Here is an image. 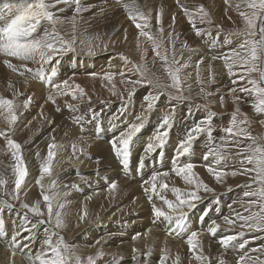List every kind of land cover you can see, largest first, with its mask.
I'll use <instances>...</instances> for the list:
<instances>
[{
    "label": "snow or ice",
    "instance_id": "obj_1",
    "mask_svg": "<svg viewBox=\"0 0 264 264\" xmlns=\"http://www.w3.org/2000/svg\"><path fill=\"white\" fill-rule=\"evenodd\" d=\"M104 3L107 4V0H104ZM116 3L125 10L128 18L138 30L136 40L137 50L141 53L140 62L137 63L122 53L123 68L118 71H105L102 74L91 72L90 76L93 78L99 76L110 85L109 91L113 96L118 95L117 77L124 85L132 84L134 87L148 85L154 89L143 97L141 111L135 119L127 125L124 131L109 141L112 152L119 159L122 169L130 171L133 152L136 148L135 141L146 128L161 96H167L170 102H183L189 99L183 94L181 76L182 69H186L189 65L181 62V59L177 57L176 40L179 34L175 32V14L171 17L172 23L165 36L163 6L158 9L153 18L152 10L149 9L146 13L139 0H116ZM176 3L182 8L184 16L197 37L208 38L213 46L228 47V51L211 57V60L219 59L224 62L229 75L235 77L232 80L233 85H236L238 81L244 82L238 91L245 94L246 100L251 98L250 104L255 114L264 116V0H241V3L235 7L243 20V27L225 31L222 25H215V34L210 27L214 22L203 4L189 7L181 0H176ZM225 3L227 4L228 0H225ZM241 6L244 10H241ZM93 7V5L86 4L85 0H20L15 13L0 21V56L5 57L3 64L21 77H26L27 74L32 80L46 82L51 91L45 103L50 101L56 104L57 97H71V100L76 103L65 101L66 107L75 112L79 110L82 102L91 101L92 97L88 95L83 86L75 82L74 78L64 79L60 83H55V79L58 78L62 62L69 53L79 52L91 56L95 54L97 48L107 49L108 44L101 40L99 34L90 35L87 29L83 33L79 30L78 25L82 14ZM66 10H70L72 15L65 16ZM105 11V7H100L99 12L94 15H102ZM153 19H155L157 32L152 30ZM198 24L209 27L198 26ZM236 38L242 42L237 47H231ZM125 40H127L126 30ZM145 44L151 47L154 54L153 66L157 60L162 63L168 83L163 82L160 77L150 71L147 62L148 47H145ZM188 47L187 41L181 45L182 49ZM13 60L17 62L14 63ZM203 63L204 57L201 56L196 62L197 79L201 84L203 81L200 80L199 68ZM234 67H239L240 71H234ZM133 76L137 78L133 80ZM24 82L28 83V79L26 78ZM8 87L13 89L11 97L0 94V121L5 125V127H0V138H3L5 142L4 147L0 148V153L10 155L13 163L0 172V231H6L9 228L4 215L8 208L15 209L18 202L20 208L24 210L20 214L23 217L22 223L16 225L14 235L11 236L12 257H15V249L19 246L21 249H29L25 253L27 264H98V260L106 255L101 245L102 241L107 242L105 237L98 238L92 245V247L101 245L95 255L83 257L77 246L70 244L61 232L67 227L66 208L70 204L68 200L70 193L62 191L61 188L79 186L76 184L61 186L53 176V162L60 148L55 136L51 137L45 157L41 158L39 152L35 154L39 160L38 178L35 184L39 186V195L42 199H37L31 204L21 199L22 195H27L29 187L27 179L30 177V169L26 162L24 145L13 137L18 121L23 112L32 104L33 97L29 95L21 103L18 97L22 93L11 81ZM203 91L204 89L201 88V92ZM236 93V87L229 89L233 102L238 104L242 98ZM120 95L122 103L117 112L109 117V123L118 118L117 113L122 116L128 111L134 90L128 92L127 102L124 101L123 94L120 93ZM207 95L211 96L212 93H207ZM220 102L224 103L223 95L220 96ZM101 103L110 107L109 101H101ZM201 107L205 115L182 129L177 143L172 148L169 170L153 171L147 179L143 180L142 187L151 203L152 222L163 223L169 236L186 238L189 252L199 264H212L210 257L204 253L202 233L199 230L190 229L192 223L190 214L205 199L201 193L216 192L215 188L200 177L199 172L196 171L197 164L191 159L195 154L196 142L203 138L202 160L205 162L203 166L218 183H222L229 175L249 177V182L244 187L251 190L243 192V196L248 198L246 201L248 214L242 215L236 212L234 216L225 215L222 218L224 225L227 226L226 231L234 229L238 222L242 230L233 235H220L218 240L224 250L231 247L244 249L249 243L247 239H244L242 243H234L246 235L244 230L264 232V135H253L247 113H242L240 107L237 106L230 114L229 124L220 129L222 134L217 137L214 135L213 122L218 113L213 111L207 103L197 105L198 109ZM105 111V107L98 111L89 108L84 114L75 115L72 119L81 127L85 123H94L97 130H103L102 117ZM188 111L191 114L192 110ZM175 113L176 107L173 104L171 109L160 118L153 134L140 147L137 156L138 171L142 172L154 156L161 158L162 162L165 149L170 142L171 131L175 127ZM260 123L264 124V120H260ZM84 151L83 146L73 143L72 156L68 159H78L77 153L84 154ZM230 156L242 157L240 160L242 167L228 171L225 165L228 164ZM9 168L10 174L5 175ZM173 174L182 179L185 187L168 182ZM45 177L51 178L47 185L43 183ZM81 179L84 178L81 177ZM108 187L110 192L115 190L117 182L112 181ZM167 193H171L172 198H169ZM157 200L159 203L156 202ZM229 207L231 208V205ZM253 208L256 210H252ZM211 211L212 208H205L196 218V222H203ZM88 215L85 208L80 214V222H83ZM221 228L220 223L211 220L207 232L212 237H216ZM148 232H151V229H148ZM140 236V233H136L133 240H138ZM20 240L26 243L20 244ZM132 251L134 253L132 259L137 264L141 257L145 258L144 264H148L147 258L152 255L151 247L143 253L135 247ZM253 251L264 252V245ZM123 259L122 256L117 257L113 254L108 264H121ZM180 262L179 254L172 258L167 247L161 249L158 264H180ZM10 264H14V261ZM217 264H226L223 255L218 259ZM237 264H253V258L245 253L238 257ZM260 264H264V261H260Z\"/></svg>",
    "mask_w": 264,
    "mask_h": 264
},
{
    "label": "rangeland",
    "instance_id": "obj_2",
    "mask_svg": "<svg viewBox=\"0 0 264 264\" xmlns=\"http://www.w3.org/2000/svg\"><path fill=\"white\" fill-rule=\"evenodd\" d=\"M200 1L201 3H197L194 5L198 6L200 4H203L205 8L209 11L210 16L214 22L213 25L210 26L214 34L216 32L215 25H222L225 31L243 27V20L239 16V12L237 11V9H234L235 4L233 5V1L241 3V0H232L229 8L224 7L223 0H211L210 5L206 4V0H200ZM4 2L6 8H11L15 10L20 0H4ZM164 2L165 4L162 5L164 8L163 19H164L165 36H167V32L169 31V25L172 23V22L168 23V21L171 20L173 14H176L175 7H178L180 9L181 7L177 5L176 2L172 3V1H170L169 3H167V1L163 0V3ZM139 3L143 6V10L147 13L148 10H145L144 7L146 6L147 3H151V1L139 0ZM86 4L93 5L94 7L91 10H95V11H99L100 6L98 5H102V7H105V9L106 10L108 9L109 10L108 12L111 13L112 15L111 19L117 21L118 23L116 24L117 26L111 27L109 29V32H107L108 33L107 38H105L103 35L100 36L101 40L104 43L108 44L107 49L97 48L95 54L91 56L79 52L76 54L69 53L68 57H66L62 62L59 73L63 74V72L67 67L68 70L76 67V70L74 69L75 72L72 70L75 75L71 78H74L76 83L83 86L88 92V95L92 97L90 102L89 101L82 102V105L79 108V110L75 112L66 107L65 101L71 103H76V101L75 102L72 101L70 97H57V102L55 105L60 106L62 108L63 114L70 115L69 118L71 119V122L68 123L67 118L64 119L65 117H63L62 119H60V122L63 124V121H65L64 125H66V129L68 127L67 129L68 131H69V126L72 125L73 129L71 131L69 132L67 131L65 134H61V136L60 135L55 136L53 133L46 134V132H44V126L43 128L41 127L40 129H37V127L35 126H28L29 127L28 128L26 127L25 122H20V123L18 122V126L16 127L15 135L13 138L16 139L18 142H20L22 145H24V154H25L26 162L28 163L30 169V177L27 179V183H29L31 179H33V182H35V180L38 178L39 160L36 158L35 154L39 152L41 158L45 157L47 155V146L51 142V137L55 136L56 142L58 145H60V148L58 150L57 157L53 162L54 171L58 170L57 168L59 165L61 166L58 171H55L53 176L57 177L60 180V181L58 180V183L61 186L71 185V184H76L79 186L77 188H65V187L61 188L62 191H68L70 193V195L68 196V200L70 202L71 200L69 197L71 196L80 198L75 206L68 205V207L71 208L70 210L68 209V207L66 208L67 227L62 229L61 232L70 244H75L77 246L78 251L83 257H87L88 255H95L102 245L103 251L106 253V255L100 260H98V264H108V261L111 259L113 254L117 257L122 256L124 258L121 264H127V263L137 264V262L132 259L134 255L132 251L133 248L134 247L138 248L140 249L141 253H143L144 251H147L148 247H151L152 255L151 257L147 258L148 264H153V263L158 264V258L161 255V249H163V247H167L170 251V255L172 258H174L176 254L180 255L181 257L180 264H187V263L199 264L198 261H196L193 257H191V253L189 254V251H187L188 246L186 243H183L184 241H186V238L182 239L181 237L175 235L169 236L166 233V226L163 223L152 222L153 217L152 214H150L151 203H149V200L147 199V196L143 191L142 182L144 179H147L150 173H152L153 171L169 170V157L171 156L170 154H172V148L177 143L178 138L181 135L182 129L198 121L203 115H205L204 109L202 107L198 109L197 105H203L207 103L213 111L218 113L217 117L214 119L213 122V127L215 129L214 135H216L217 137L222 134L220 132V129L229 124L231 119L230 114L235 110L237 106L240 107L242 113H247L250 121V129L253 135H264V124L260 123V120H264V116L255 114L250 104L251 98H247L246 100L245 94L240 93L238 91L239 87H241L244 82L238 81L236 85H233L232 80L235 79V77L230 76L227 71V68L225 66H222L223 61L219 59L211 60V57L218 56V53H220L219 55H221L223 52H226V49L228 47L222 45L213 46L211 45L208 38L197 37L194 34V30L191 28L189 22L187 21V18L183 16V18H185V23H182V19H181L182 16L178 17L179 20L178 21L176 20V24H175V32L179 34V38L176 40L177 57L181 59V62H186L189 65L186 69H182L181 71L183 87H184L183 94L189 97V99L183 102H176V101L170 102L167 96H161L158 104L156 105L155 110L151 114L150 120L148 121L146 128L139 134L137 140L135 141L136 148L133 152L131 170L130 171L123 170L120 165L119 159L116 158L112 152L109 141L114 136L124 131L127 125L135 119V116L139 114L141 111L143 97L148 92L154 91V89H152L148 85H136L135 87L132 84L124 85L120 83V78L117 77L116 90L118 92V95L113 96L109 91L110 85L104 82L99 76L97 78H93L90 76L89 73L94 72L95 70L96 73L98 74H102L103 72L109 70L118 71V69L114 68L110 64H109L110 66L108 64H105L106 62H104V58H103L105 57V55L108 56L117 55L120 59H122L121 54L123 53L127 55L131 60L139 63L141 59V53L137 50L136 37L138 35V30L135 28V25L131 22V20L127 18L128 16L125 10L116 3V0H107V4L104 3V0H91L90 2H86ZM0 7H4V6H0ZM159 8L152 9L153 18L155 17L156 12L158 11ZM241 10H244L243 6H241ZM69 11L70 10H67L69 16H71L72 12ZM229 17H231V19H229ZM177 23L180 24L177 25ZM88 25H90V23L89 24L85 23L83 24V27ZM153 25H154L152 29L153 32H157V28L155 27V19H153ZM180 26L181 29H179ZM198 26L209 27L208 25H199V24ZM85 29L86 28H82V29L80 28L79 30L82 33ZM125 30L127 32V40H125ZM184 41H187L189 45L187 49L181 48V45ZM240 42L242 41L239 38H236L234 41V43L237 44ZM144 46L148 47L147 62L150 71L154 73L156 76L160 77V79L163 82L168 83L169 81L167 79L165 69L162 67V63L159 60H157L156 64L153 66L152 58L154 54L152 52V49L147 44H145ZM199 52L204 53V63L201 64L199 68L200 80L203 81L202 84L197 79V68L195 63L201 57V56H197ZM4 59L5 57L2 56L0 61L1 63L0 77L2 80L5 81V83H9V81H12L11 76L8 72L10 71V69H8L3 64L2 60ZM82 59H92V60L91 61L89 60V65H87V63L85 64L80 62ZM13 62L15 63L17 61L13 60ZM207 62H210V64H208ZM219 65H220L219 68L214 67ZM233 70L236 72L240 71L239 67H234ZM77 71H79V73ZM77 73L80 76H77ZM27 77L28 76L26 74V77H21V78L26 79ZM136 78H137L136 76L132 77L133 80H135ZM24 81L25 80H23L21 83V85L23 84L24 86H26L23 90L22 88H20L21 85L19 83L16 84L14 81L13 85L15 86L16 89L17 88L18 90L21 89L19 90V92L22 93L23 98L25 95L24 99L27 98V95L28 96L31 95L32 97L34 96L32 102L35 101L39 105L45 106V101H43L45 97L43 96L41 90H39L41 88L36 86L37 81L31 80L32 83H25ZM189 85L191 86L190 88L188 87ZM232 87L237 88L236 95H239L242 98V100L238 104L233 102L232 95L229 94V89ZM201 88L204 89L203 92H201ZM132 90H134V95L131 98V103L129 104L128 111L122 116L117 113L118 118L113 119L112 122L109 123V117L112 115V113L117 112V109L120 107L122 103L120 93L123 94L124 101L127 102L128 92ZM48 91L49 90H47V93ZM207 93H212V95L208 96ZM35 94H39V96L37 95L36 97ZM221 95L224 96L223 104H221L220 102ZM40 96L41 98H38ZM101 101H109L110 107H106L104 104L101 103ZM173 104H175L176 107L175 127L171 131L170 142L165 149V156L163 157L162 162H161V158L154 156L151 159V162L146 164V167L142 172L138 171L137 156L139 154L140 147L148 139V137L151 134H153L154 129L156 128V126L160 121V118L171 109ZM102 107L106 108L105 114L102 117L103 130H97L94 123L93 124L85 123L83 127H81L80 125H77L73 122L72 119L73 116L84 114L89 110V108L98 111ZM189 109L192 110L191 114L188 111ZM44 120L45 119H43L42 121ZM61 129H64V127ZM75 130L76 132H74ZM21 133L22 134L24 133L25 136H27L26 140H23L25 138L21 137L22 136ZM4 143L5 142L3 138H0V148L4 147ZM73 143H76L78 146H83L85 151L84 154L77 153V155L79 156L78 159L73 158L72 160H69L68 158L72 156ZM203 144H204L203 138H201V140H198L196 142L195 154L191 159L194 163L197 164L196 171L199 172L200 177L211 187L215 188L216 192L201 193L205 197L204 201L200 203L197 209H195L190 214V218L192 220V223L190 224V229L200 230L202 235L204 234L203 236L201 235V240L204 239L205 237L213 238L211 234L207 232V227L211 220L219 219L221 221L222 227L227 228L226 225H223L224 223L222 218L223 216L229 214L225 212L221 213L224 206L228 208L227 211L232 210L233 216L236 212H240L241 214L244 213L242 215H247L248 212L246 211L247 208L246 201L248 198H245L243 196V192L251 190L249 188L244 187V185L249 182V177L244 175H237L236 177H232L229 175L224 179L222 183H218L214 179V177L210 173H208L206 168L203 166L205 162L204 161L202 163L199 162V160L202 159ZM104 146H106V148L108 149L109 154H107L106 148H105L106 152L104 151L103 149ZM59 158L62 159L59 160ZM87 158L92 159L90 164L84 163L85 161H88ZM241 159L242 157L240 156H230L228 158V164L225 165L226 169L228 171H231L233 170V168L242 167V165L240 164ZM65 160H67L68 165H64ZM97 160H99V164H97ZM11 163L13 162L11 161L10 155H5L3 153H0V172H3L4 169L7 166H9ZM55 164H57V166H55ZM71 166L74 167L76 170H79L78 168H76V166L84 169L82 171H77L74 174H70V176L64 177L65 178L64 179L62 175L67 173L72 168ZM105 170H109V171H107V175L103 177L104 174L103 171ZM9 174H10V168L8 169V172L5 173V175H9ZM32 175L35 176L32 177ZM81 177H83L84 179H81ZM50 179L51 178L49 177H45L43 183L47 185ZM107 179H109V181ZM112 180L117 182V188L110 192L108 189L109 187L107 186L112 182ZM106 181H108V184L103 186L104 189L98 186L99 183L101 184L102 182H104L105 184ZM168 182L170 184L175 183L177 186L180 187H185L182 179L176 177L174 174L170 176ZM39 193H40V189L38 185H34V186L29 185L27 195L26 196L22 195L21 199L31 204L37 199H42ZM167 195L169 196V198H172L171 193H167ZM88 197H91V199H88ZM139 198L142 199L143 201L139 202L140 201L138 200ZM217 200L219 201L218 205H217ZM230 200H232V203H230L231 202ZM156 202L159 203L158 200ZM227 205H231L232 208L229 209V206L227 207ZM16 206H18V210L20 212L19 216L17 217V220L12 221L10 219V216L8 215L9 211L13 208H8L4 213L5 219L9 223V228L6 231L0 232V237H1L0 264H10V262L13 261L14 264H27L25 253L29 249H21L19 246H17V248L15 249L16 251L15 257H12L11 255L13 251L12 247L10 246L11 236L14 235L15 227H16V226L14 227V224L17 225L22 223L23 217L20 214L24 211L22 208H20L18 202ZM102 206L104 208H101ZM208 207L212 208V212H210L209 215L211 214L212 216L213 215L214 216L218 215V216L210 218L211 220L210 219L207 220V218L209 217L208 216L207 218H205L203 222L197 223L196 218L205 208ZM85 208L87 209L89 215L88 217L85 218L83 222H80L79 220L80 214H82ZM142 210H145L144 213L145 214L147 213L146 214L147 217L145 218L137 217V215L140 214ZM252 210H256V209L253 208ZM233 211L235 212L233 213ZM107 216H109V220L105 221L104 219H106ZM135 218L136 220H134ZM71 222L74 223L73 227H71L70 224ZM143 222L146 224L145 227H147V229H151V233L148 232L147 234L145 233L144 235L143 230L137 231L141 234V236L138 240H134V241H132V239L137 232L130 235V240L134 242L133 244L135 245L133 246V244L129 243L128 245L129 249L127 246L124 247L126 244L125 242H128L126 239H128L129 237V235L127 236L126 233L124 232L122 233V235H117V236L108 235L109 237L107 238L105 237V240L107 241L106 243L102 241L101 245H96L95 247H92L95 240L100 238V235L97 234H99L102 231L108 230L107 233H109V232H114L118 229L123 231L125 230V232H127L130 231V228H133L134 230V228H137V226L138 227L143 226L142 225ZM77 224H79L78 227ZM241 230L242 229H240L238 222L236 227L231 231H228L227 234L233 235ZM244 231L246 232V235L244 237H240L238 241L234 243L235 244L242 243L244 239L248 238L247 240L249 241V243L246 245V247L244 249H239L238 247H232L228 250V252L232 253L233 257L235 258L232 259L235 262H237L238 257L240 255L247 253L249 256L253 258V263L256 260L254 264H260V261H264V252L253 251V250L259 249L261 245H264V232H247V230ZM254 237H259V238H254ZM116 238L123 241L116 242ZM218 240L219 238L216 239L213 244L210 245L207 244V246H204V253L205 255H208L211 260L215 259V254L217 253L215 251H217L218 248H221V246L218 243ZM19 243L23 244L26 243V241L20 240ZM84 245H88L91 247L88 248V246H84ZM108 247L117 248V252H115L114 250L110 254L109 250L107 249ZM126 250H130V251L127 252ZM236 250H238L239 252ZM226 253L227 251L224 252V254ZM251 254H253V256ZM186 255L188 257H186ZM144 260L145 258L141 257L139 264H144ZM228 263L229 262L227 261L226 264ZM212 264H216V262H213Z\"/></svg>",
    "mask_w": 264,
    "mask_h": 264
},
{
    "label": "bare ground",
    "instance_id": "obj_3",
    "mask_svg": "<svg viewBox=\"0 0 264 264\" xmlns=\"http://www.w3.org/2000/svg\"><path fill=\"white\" fill-rule=\"evenodd\" d=\"M91 0H85V3L86 2H90ZM149 1H151V3H147L146 4V6L144 7V9L145 10H149V9H153V8H159V7H161L162 5H164L165 4V2L163 3V0H149ZM165 1H167V3H169L170 1H172V3H174V2H176V0H165ZM181 2L182 3H186L189 7L190 6H192V5H194V4H197V3H201V1L200 0H181ZM231 2H232V0H228V3L226 4L225 3V0H223V4H224V7L225 8H229L230 7V5H231ZM94 3V2H93ZM14 4H16V3H14ZM206 4H208V5H210L211 4V0H206ZM235 4V5H234ZM237 4H240V3H238V2H236V1H233V5L234 6H236ZM0 6H4V7H0V21H3V20H5L6 18H8V17H11L14 13H15V11L17 10V8H18V6H19V3L17 4V8L15 9V10H13V9H11V8H6L5 7V2H4V0H0ZM98 6H100V7H102V5H98ZM234 9H236V7H234ZM109 10L107 9L105 12H104V14H102V15H94V13H98L99 11H95V10H90V11H87V12H84L83 14H82V16H81V18H80V23H79V25H78V27H79V29L81 28H86L88 31H90V32H88V34H90V35H92V34H99V36H104L105 38H107L108 37V33L107 32H109V29L111 28V27H115V26H117L116 24L118 23L117 21H115V20H112L111 19V17H112V15H111V13L110 12H108ZM175 11H176V14H175V16H176V20L178 21L179 20V18L178 17H181V19H182V23H185V18H183V16H184V14H183V10H182V8L180 9V8H178V7H175ZM70 12V11H69ZM65 16H69V14H68V12H67V10H66V13L64 14ZM128 18V17H127ZM126 18V19H127ZM83 20H84V22H83ZM170 22H172V20H170V21H168V23H170ZM85 23H87V24H89L90 23V25H88V26H85V27H83V24H85ZM180 23H177V25H179ZM80 25H82V26H80ZM179 29H181V26L179 27ZM81 32V31H80ZM185 32V31H184ZM83 33V32H82ZM239 44V43H238ZM238 44L237 43H234L232 46L233 47H237L238 46ZM229 49L227 48L226 49V51H228ZM220 51H222V50H220ZM220 53H218V55H219ZM79 55V54H78ZM103 56V55H102ZM197 56H203L204 57V53H202V52H199L198 54H197ZM80 57H82V56H80ZM100 57V56H99ZM1 58H2V56H0V61H1ZM84 58V57H83ZM86 58V57H85ZM104 58V62H106L105 64H110L111 66H113L114 68H116V69H118V70H120L123 66H124V62H123V60L122 59H120L117 55L116 56H114V55H111V56H108V55H105V57H103ZM73 59V58H72ZM78 59V58H77ZM80 59V58H79ZM89 60L91 61L92 59H82L80 62L81 63H87V65H89ZM199 60V59H198ZM3 61V60H2ZM222 61V60H221ZM95 62H96V60H95ZM197 62V61H196ZM195 62V63H196ZM208 64H210V62H207ZM1 64V63H0ZM68 64V63H67ZM97 64V63H96ZM109 65V66H110ZM4 66V65H3ZM32 65H30V67H31ZM82 66V65H81ZM104 66V65H103ZM193 66V65H192ZM211 66V65H210ZM222 66H225L224 65V62H223V64H222ZM5 67V66H4ZM102 67V66H101ZM105 67V66H104ZM215 68H219L220 67V65L219 66H214ZM3 68V67H2ZM1 68V69H2ZM79 68V67H78ZM74 69L76 70V67L75 68H72V69H70V70H68V67L65 69V71L64 70H62V71H64L63 72V74L62 73H59V76H58V78H56L55 79V83H60L62 80H64V79H69V78H71V77H73L75 74H74ZM110 69H111V67H110ZM74 72H73V71ZM78 70V69H77ZM7 71V70H6ZM81 71V70H80ZM101 71V70H100ZM110 71V70H109ZM218 71H220V70H218ZM218 71H216V72H218ZM9 72V74H10V76H11V82H12V84H13V82L15 81V83L17 84V83H19L20 85H21V83H22V81L23 80H25L24 78H21V77H19V75L17 74V73H13V72H11V70L10 71H8ZM78 73H79V71H77ZM86 72H87V69H86ZM94 72H96V70L94 71ZM2 73V72H1ZM78 73H77V76H80V75H78ZM8 74V73H7ZM90 74V73H89ZM2 75V74H1ZM3 78V77H2ZM76 78V77H75ZM97 78V77H96ZM27 79H28V83H32V79L30 78V77H27ZM30 80V81H29ZM81 80H83V79H81ZM85 80H87V79H85ZM85 82V81H84ZM87 82V81H86ZM83 83V82H82ZM31 85V84H30ZM36 86H38V87H40L41 89H39V90H41V92H42V94H43V96L45 97V99L43 100V101H46V99H47V95L49 94V92L51 91V88H50V86L46 83V82H39V81H37V84H36ZM26 86H24L23 84L20 86V88H22V90L25 88ZM27 88H28V86H27ZM18 89V88H17ZM30 89V88H29ZM19 90H21V89H19ZM38 90V91H39ZM47 90H49L48 91V93H47ZM12 91H13V89H10L9 87H8V83H5V81L4 80H2L1 79V77H0V94H3L4 96H8V97H11V93H12ZM36 91V90H35ZM31 92V91H30ZM25 93V92H24ZM32 94V93H31ZM36 95V97H37V95L39 96V94H35ZM28 96V95H27ZM24 98H25V95H24ZM24 98H23V96L21 95V96H19L18 97V100L22 103L23 102V100H24ZM33 98H34V96H33ZM38 98H41V96L40 97H38ZM71 98V97H70ZM57 99V98H56ZM40 100H42V99H40ZM75 102V101H74ZM250 105V104H249ZM59 108V111H57V109ZM61 117V118H60ZM63 117H65L64 119H66L67 118V122L69 123V122H71V119L69 118L70 117V115H64L63 114V112H62V108L60 107V106H58V105H55V104H52L50 101L49 102H47V103H45V106H41V105H39L38 103H36L35 101L34 102H32V104L30 105V107L27 109V110H25L24 112H23V115L21 116V119L18 121L19 123L20 122H25L26 124L25 125H27V127L28 126H35V127H37V129H40L41 127L43 128V126H44V132H46V134H48V133H53L55 136L56 135H60L61 136V134H65L68 130V127H67V129H66V125H64V123H65V121H63V124L60 122V119H62ZM72 118V117H71ZM43 119H45L44 121H42ZM29 121H31V123L29 124ZM50 121V122H49ZM49 122V123H48ZM71 124V123H70ZM228 124V123H227ZM69 125V124H68ZM220 126V125H219ZM0 127H5V125L3 124V122L2 121H0ZM64 127V129H61V128H63ZM29 128V127H28ZM31 128V127H30ZM220 128V127H219ZM73 129V126L72 125H70L69 126V131H71ZM78 130V129H77ZM68 131V132H69ZM26 132V131H25ZM74 132H76V130L74 131ZM118 133V132H117ZM18 134V133H17ZM68 134V133H67ZM115 134V133H114ZM21 137H23V138H25V139H23V140H26L27 139V136H25V134L23 133H21ZM19 136V135H18ZM29 136V135H28ZM39 136H41V135H39ZM88 136V135H87ZM59 137V136H58ZM63 137V136H62ZM143 137V136H142ZM30 138V137H29ZM140 143V142H139ZM90 144V143H89ZM105 148H106V146H104V151H105ZM107 149V148H106ZM96 150V149H95ZM107 151V154H109L108 153V149L106 150ZM105 151V152H106ZM105 155V154H104ZM171 155V154H170ZM62 158H59V160H61ZM58 160V161H59ZM87 160L88 161H85L84 163H88V164H90L91 163V158H87ZM113 161V160H112ZM65 162V163H64ZM64 162H62V163H64V165H68V162H67V160H65ZM199 162H203V160L202 159H200L199 160ZM80 163V162H79ZM110 165V164H109ZM108 165V166H109ZM55 166H57V164H55ZM60 166L61 165H59L58 166V170L60 169ZM72 167V166H71ZM76 168H78L79 170H76L74 167H72L67 173H65V174H63L62 176H63V178L64 177H67V176H70V174H74V173H76L77 171H82L84 168H79V167H77L76 166ZM58 170H55V171H58ZM55 171H54V173H55ZM107 171H109V170H105V171H103L104 172V174H103V177H105V175H107ZM53 173V174H54ZM108 173H110V172H108ZM102 175V174H101ZM115 175V174H114ZM33 176H35V175H32V177ZM61 176V175H60ZM57 180H59L57 177H55ZM107 178V177H106ZM65 179V178H64ZM108 181H109V179H107ZM60 181V180H59ZM108 181H106V183L104 184V182H102L101 184L99 183L98 184V186L99 187H102L103 189H104V187L103 186H105V185H107L108 184ZM113 181V180H112ZM29 185H36L35 184V182H33V179H31L30 181H29V183H28V186ZM134 185V184H133ZM109 186V185H108ZM107 186V187H108ZM109 189V188H108ZM109 193V192H108ZM102 195V194H101ZM227 196V195H226ZM107 197V196H106ZM70 198V200H71V202H70V206H75L76 205V203H77V201L80 199V198H76V197H74V196H71V197H69ZM226 198V197H225ZM229 199V198H228ZM138 200H140L139 202H141V201H143L142 199H138ZM219 200V199H218ZM106 201V200H105ZM147 201V200H146ZM222 201V200H221ZM231 201V202H230ZM229 202L230 203H232V200H230ZM211 202V201H210ZM150 203V202H149ZM86 204V203H85ZM229 204V203H228ZM138 205V204H137ZM217 205H218V203H217ZM233 205H235V204H233ZM80 206H82V205H80ZM148 206V205H147ZM229 205H227V207H228ZM205 207V206H204ZM212 207V206H211ZM223 207V206H222ZM221 207V208H222ZM101 208H104L103 206L101 207ZM209 208V207H208ZM231 208H232V206H231ZM68 209L70 210L71 208L70 207H68ZM204 209V208H203ZM229 209H230V207H229ZM228 210V208H226L225 206H224V208H223V210L221 211V213H228L229 215H232L233 216V214H232V210H230V211H227ZM145 212V210H142L141 211V213L140 214H138L137 215V217H140V218H145V217H147V213L145 214L144 213ZM212 212V211H211ZM235 211H233V213H234ZM8 213V212H7ZM19 210H18V206H16L15 207V209H11L10 211H9V213H8V215L10 216V219L13 221V220H17V217L19 216ZM151 214V213H150ZM213 214V213H212ZM242 214H244V213H242ZM223 215V214H222ZM218 215H209V217L207 218V220L208 219H210V218H213V217H217ZM219 218V217H218ZM88 219V218H87ZM86 219V220H87ZM105 221H107V220H109V216H107L106 217V219H104ZM134 220H136V218L134 219ZM211 220V219H210ZM214 220H216L217 222L218 221H220L219 219H214ZM132 221V220H131ZM85 223V222H84ZM206 223V222H205ZM218 223H220L221 224V221L220 222H218ZM71 224V227H73V225H74V223L73 222H71L70 223ZM83 224V223H82ZM81 224V225H82ZM113 224H115V223H113ZM76 225V224H75ZM134 225V224H133ZM143 226H140V227H138L137 226V228H134V230H133V228H130V231H127V232H125V230L123 231V230H116V231H114V232H109V233H107V231L108 230H105V231H102V232H100L99 234H97V235H100V237H109V236H111V235H122V233L124 232V233H126V235L128 236L129 235V237H128V239H126L128 242H125L126 244H125V246L124 247H128V245H129V243H131V244H133L134 242H132V241H134L133 239H132V241L130 240V235H132L133 233H136L137 231H144V235H145V233L147 234L148 233V229H147V227H145L146 226V224L143 222V224H142ZM148 225V224H147ZM200 225V224H199ZM208 225V224H207ZM224 225V224H223ZM16 226V224H14V227ZM150 226V225H149ZM75 227V226H74ZM207 227V226H206ZM226 229L227 228H224V227H222L221 228V230L218 232V234H217V236L216 237H213V238H210V237H205L204 239H202V241H203V245L204 246H207V244H213L214 242H215V240L216 239H218L219 237H220V235H223V234H227L228 233V231H231L232 229H228L227 231H226ZM13 230H14V228H13ZM96 230V229H95ZM99 230V229H98ZM127 230V229H126ZM198 230V229H197ZM92 231V230H91ZM94 231V230H93ZM111 231V230H110ZM200 231V230H199ZM202 231H204V230H202ZM0 232H3V231H0ZM88 232V231H87ZM97 232V231H96ZM137 233H139V232H137ZM151 233V232H150ZM109 235V236H108ZM204 235V234H203ZM202 235V236H203ZM208 236V235H207ZM3 237V236H2ZM67 237H69V236H67ZM94 237V236H93ZM145 238V237H144ZM0 239H1V237H0ZM70 239V238H69ZM146 239V238H145ZM248 239V238H247ZM113 240V239H112ZM141 240H142V237H141ZM162 240V239H161ZM118 241H121L120 239H117L116 238V242H118ZM123 241V240H122ZM121 241V242H122ZM147 241V240H146ZM145 241V242H146ZM145 242H143V243H145ZM183 243H186V241H184ZM152 244V243H151ZM164 244V243H163ZM163 244H162V247H163ZM182 244V243H181ZM135 244H133V246H134ZM175 245V244H174ZM84 246H88V245H84ZM146 246V245H145ZM161 246V245H160ZM91 246H88V248H90ZM216 247V246H215ZM164 248V247H163ZM232 248V247H231ZM108 250H109V252H110V254H111V252L112 251H114L115 250V252H117V248H115V247H108L107 248ZM128 249H129V247H128ZM238 249V248H237ZM229 250V249H228ZM228 250H224L223 248H218L217 249V251H215V252H217L216 254H215V259H213L212 261L213 262H216V264H217V261H218V259L221 257V255H223L224 256V258H225V260H226V262L228 261L229 263L228 264H237V262H235L232 258H234L233 257V255H232V253H230V252H228ZM232 250H234V249H232ZM232 250H230V251H232ZM246 250V249H245ZM248 250V249H247ZM127 252L128 251H130V250H126ZM175 251V250H174ZM187 251H189V249L187 248ZM225 251H227V253L226 254H224V252ZM236 251H238V250H236ZM145 252V251H144ZM220 252V253H219ZM239 252V251H238ZM241 252V251H240ZM246 252V251H245ZM127 254V253H126ZM134 254V253H133ZM189 254H190V252H189ZM234 254V253H233ZM128 255H129V253H128ZM132 255V254H131ZM239 255H240V253H239ZM252 256H253V254H251ZM186 257H188L187 255H186ZM192 257V256H191ZM189 259V258H188ZM235 259V258H234ZM127 260H129V259H127ZM256 261V260H255ZM255 261H254V263H255ZM131 262V261H130ZM212 262V263H213ZM253 263V264H254ZM128 264V263H127ZM154 264V263H153ZM188 264V263H187Z\"/></svg>",
    "mask_w": 264,
    "mask_h": 264
}]
</instances>
